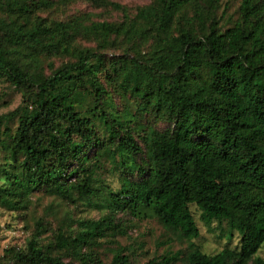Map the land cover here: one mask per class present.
<instances>
[{
	"label": "trees",
	"instance_id": "obj_1",
	"mask_svg": "<svg viewBox=\"0 0 264 264\" xmlns=\"http://www.w3.org/2000/svg\"><path fill=\"white\" fill-rule=\"evenodd\" d=\"M80 1L122 10L110 0ZM202 1L153 0L120 23L86 24L83 16L40 17L51 0H0V77L27 96L23 106L0 116L17 120L8 142L0 144L21 174L7 178L11 184L0 188V201H15L28 189L88 198L97 193L94 168L109 156L122 173L137 168L141 174L111 194L116 210L155 218L187 241L199 237L190 205L206 224L226 221L238 231V253L224 249L207 256L190 245L185 264H264L253 258L264 245V0H242L239 19L224 31L213 14L219 0ZM112 37L150 43L151 50L130 48L132 58L121 56L119 67L110 68L104 53L77 44L99 41L103 51ZM49 55L71 60L45 75L40 58ZM108 88L138 98L141 112H161L171 128L151 130L142 150L133 122L108 113ZM86 96L93 108L83 114ZM100 125L109 133L107 142ZM142 151L146 169L137 162ZM77 226L74 234L58 227L43 245L48 226L38 221L26 247L4 250L0 264H101L93 248L117 232L114 218ZM177 258L164 257L160 264ZM110 264H129V258L119 250Z\"/></svg>",
	"mask_w": 264,
	"mask_h": 264
},
{
	"label": "rangeland",
	"instance_id": "obj_2",
	"mask_svg": "<svg viewBox=\"0 0 264 264\" xmlns=\"http://www.w3.org/2000/svg\"><path fill=\"white\" fill-rule=\"evenodd\" d=\"M153 0H110L122 10L112 7L94 8L84 1L66 2L65 0H51L48 8H42L37 13L47 20L67 21L76 16H83L86 24L93 22L120 23L124 16L133 18L137 10L147 6ZM202 1V0H201ZM242 0H219L214 9V19L220 31L233 26L239 19V8ZM205 7V2L200 4ZM77 44L83 49L95 50L104 53L106 66L119 67L117 60L121 56L132 58L134 51L146 53L151 50L150 43H128L124 37L111 38L107 49L100 51V43L95 40L79 39ZM43 73L50 75L52 71L68 63L71 58L63 56H42L40 58ZM112 98L113 107L107 110L119 119L133 122L137 144L145 150V141L151 130L167 131L171 128L163 114L156 109L141 112L140 100L130 95L129 92L108 88ZM24 91L16 89L9 82L0 77V116L6 115L20 106L26 99ZM92 97L86 96L81 111L84 114L92 113ZM17 120L0 121V140L8 142L7 134L15 131ZM5 128L7 131L5 132ZM98 128L99 136L106 142L109 133ZM96 153V151H95ZM145 153L137 157V162L146 169L142 158ZM93 157V156H92ZM94 160L91 161L93 164ZM72 168V167H71ZM5 171L8 176L5 175ZM19 176L16 164L8 155V149L0 144V188L10 186L8 177ZM22 177V176H21ZM141 178L137 168H126L124 173L111 161L108 156L100 157L98 165L94 168L93 187L97 193L86 198L78 197L75 192L72 199H62L51 195L44 189H28L27 193L15 201L5 203L0 201V257L3 251L14 247L24 249L27 241L34 232L38 221H43L47 232L41 237V244H49L57 232L58 227L67 226L70 233L78 230L77 222L83 220H99L105 216H112L117 225V232L108 233L105 238L98 241L94 251L101 264H110L117 251L128 256L129 264H160L162 258L177 255V261L171 264H185L190 245L197 247L201 253L213 256L227 249L240 251V235L237 230H232L226 221H211L206 224L201 218V212L195 205H190L189 210L199 230V237L192 241L183 239L177 232L164 227L155 218H141L132 216L128 209L116 210L112 207L111 194H116L123 187V182H136ZM24 179L23 177L21 178ZM25 181V179H24ZM17 200V201H16ZM253 258L264 261V245L260 247ZM69 261L71 258L65 257ZM247 264H252L250 260Z\"/></svg>",
	"mask_w": 264,
	"mask_h": 264
}]
</instances>
